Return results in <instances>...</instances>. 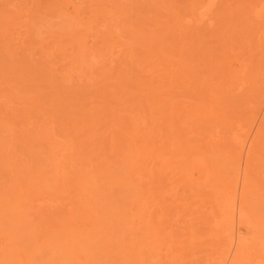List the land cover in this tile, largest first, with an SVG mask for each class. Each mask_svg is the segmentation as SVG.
Segmentation results:
<instances>
[{"label": "rangeland", "instance_id": "rangeland-1", "mask_svg": "<svg viewBox=\"0 0 264 264\" xmlns=\"http://www.w3.org/2000/svg\"><path fill=\"white\" fill-rule=\"evenodd\" d=\"M53 2L0 0V86L8 82L5 89L9 87V92L17 86L13 89L26 97L38 96L42 103L39 111L45 112L42 120H52L49 131L58 143L55 156L61 158L57 165L50 162L52 153L42 140L29 137L27 147L20 145L25 138L19 129L25 127L27 131L30 120L40 113H20L16 109L22 102L4 98L0 101V191L15 184L7 167L21 168L27 162L34 165L36 172L20 187L25 193L32 191L28 196L33 206L47 203L62 214L71 202L86 197L99 216L106 218L113 210L119 212L126 201H122V196L135 190L121 180L113 181L125 177L126 169L112 155L103 164L92 156L90 146H83L91 142L92 136L99 143L110 139L121 124L127 126L133 118L138 122L135 134L147 136L151 157L146 158L142 170H137V192L142 190L150 196L147 216H152L151 221L160 230L157 241L140 245L144 263L210 264V255L217 254L224 242L218 236V203L212 201V192L203 187L206 168L213 165L218 178L240 183L243 176L235 171L237 162L228 155L229 141H241L243 169L245 151L257 132H264L258 129L264 119V0H70L58 11L55 7L59 5ZM191 4L197 8L193 12ZM196 12L207 15L200 18ZM141 34L150 36L154 50L163 39L161 42L168 48L164 51L183 61L182 67L195 84L185 90L178 82H171L182 93L165 89L163 93L160 86L171 84L168 77L179 69V64L159 55L152 63L138 60L147 57L143 43L146 39L142 41ZM77 41H83L81 46ZM220 66L221 72L229 68L236 77L240 73V77L235 78L236 82L224 81L225 84ZM128 78L134 83L132 86L127 85ZM142 82L147 84L142 86ZM167 96L180 100L183 111L179 115L167 116L169 111L160 99ZM96 118L100 121L93 124ZM89 129L92 131L87 133ZM125 137L130 143L131 139ZM258 141L257 155L249 167L251 190L246 196L251 210L257 213L253 219L264 233V138ZM109 146L108 143L106 155L112 152ZM29 150L38 153L31 156ZM200 155L205 166L200 163L195 170L179 168L177 162L191 161ZM166 160L169 167L163 163ZM85 172L88 173L83 176ZM46 179L53 189L47 187L45 193L34 190V183L41 184ZM5 205L0 196V227L7 228L8 220L17 235L23 234L24 264H46L52 258L62 264H84L83 251L76 250L68 259L57 250L56 244L69 240L65 233L60 232L59 239L50 237L51 227L32 235L26 233L25 228L36 215H31L30 210L13 214L3 209ZM126 219L129 223L134 219L136 223L131 225L141 224H137L139 220L134 215L129 214ZM99 240V245L104 243L103 237ZM231 254L230 251L226 264ZM253 256L252 251L245 253L244 264H264V257L258 260ZM115 264L123 263L116 259Z\"/></svg>", "mask_w": 264, "mask_h": 264}, {"label": "bare ground", "instance_id": "bare-ground-1", "mask_svg": "<svg viewBox=\"0 0 264 264\" xmlns=\"http://www.w3.org/2000/svg\"><path fill=\"white\" fill-rule=\"evenodd\" d=\"M53 1H54L53 2L54 5H55V3H57V5H59V8L55 7L56 11L61 9V7H63L64 4H67V3L69 4V2H70V0H53ZM108 1H111V0H108ZM106 3H108V2H106ZM73 4H75V3H73ZM194 4L190 5L192 8L191 9L192 12L195 11V8H196V6L194 7ZM51 5H53V4H51ZM54 5L52 7H54ZM57 5H55V6H57ZM71 5L72 4H70V6ZM203 9H205V8H203ZM73 10H74V8H73ZM203 12L200 14H198L197 12L196 13L199 16L207 15V12L206 13H203ZM192 14H194V13H192ZM194 16H196V15H194ZM202 16L200 18H202ZM110 24L114 25L113 23H110ZM111 25H110V27H111ZM164 27L165 26H163V28ZM104 29H105V27H104ZM104 31H106V29ZM87 34H88V32H87ZM87 34H85V35H87ZM141 35H140V37H141ZM145 35H149V34H145ZM143 36L144 35H142V41H144V39H146V41H144L143 43L145 44V47L147 48V57L145 59H138V60H141V61L145 60V62L147 60L148 63H152L151 60H154L155 55H157V56L159 55L162 58L169 60L170 62L177 61V64H179V69L174 71L171 78L168 77V83L169 82L170 83L171 82L172 83L178 82L177 85H179V84L182 85L185 88V90L189 89L190 86L195 84L192 80V76L190 74L186 73L185 69L182 67L183 61L181 62L180 60H176L175 58L170 56L168 51L167 52L164 51V49L166 47L164 46L165 42L162 43L164 41L163 39H162L163 41L161 40L162 42L160 41V44H156V46L154 45L157 48L156 50H154L153 45L150 44V42H151L150 36L149 37H147V36L143 37ZM155 36H154V38H155ZM58 38H60V35L58 36ZM223 39H224V37H223ZM83 41L86 42V40H84V39H83ZM154 41H156V40H154ZM82 42L81 41L78 42L79 45ZM167 43H168L167 47H170V46H168V45H170L169 42H167ZM82 46H84V45H82ZM85 46H87V45H85ZM83 48L84 47H82V50H83ZM166 49H168V48H166ZM54 51H56V50H54ZM79 53L77 55H80ZM49 56H52V55H49ZM74 57L76 58V56H74ZM216 66H215V68H216ZM242 66H240V67L242 68ZM257 68H258V65H257ZM218 69L221 72V70H222L221 66ZM225 70H226V72L224 71V69H223V72H221L222 82H224V81L226 83L229 81L236 82L235 78L237 79L238 77H240L239 72H238L239 74L236 77V72H235V74L232 73L230 71L231 69H229V68H227V69L225 68ZM244 70L242 68V71H244ZM52 71H53V69H52ZM254 71H256V70H254ZM54 73H55V70H54ZM15 74H17V73H15ZM252 74L254 75V73H252ZM241 75H242V73H241ZM256 76H258V75H256ZM29 77H30V75H29ZM24 78H26V77H24ZM163 78H164V76H163ZM239 80H240V78H239ZM125 81H126L127 85L132 86V84H134L133 82H131L129 80V78ZM159 82H160V80H159ZM162 82H164L163 79H162ZM4 83L5 82H3V85H4L3 87L0 86V101L4 100V98L8 99L10 97H13V98H16L18 101L22 102L20 104V105H22V107H20V105H18V108H21V109L17 108L18 110L16 109V111L23 113V112H25V110H29L30 112L35 110V112L40 113L39 117H35V119L30 120V123L27 127V131H25V127L19 129L20 135L23 136L26 140V141L21 140L20 145L23 146V148L27 147L28 146L27 141L29 140V137L33 140H39V141L42 140L46 144L47 149L50 150L52 153L50 155L51 156L50 162H54L57 165L61 161V158L56 157L55 153H54V150L57 147L58 143L56 142L55 139L52 138L51 132L49 131V129L51 128L50 121H52V120L48 119V122L45 120H42V119H45V112L39 111V109L42 108V103L39 100L38 96L37 97L36 96L26 97L25 95L20 94V92L18 90L15 91V89H13L17 86H15L13 88L10 87V88H12L13 91H15V92L18 91L17 93H15V92L12 93L13 91L9 92V90H8L9 87L5 89V86H7L6 84L8 82H6V84H4ZM172 83L167 85L168 87H166L165 84H164V86L162 84L160 86L161 91H163V93H164V89H165L166 92L173 91V92H176L178 94L182 93L181 89L179 88L178 90H176L177 88H175V86ZM30 84H33V83H30ZM145 84H147V83H144V84H143V82L141 83L142 86H144ZM8 86H9V84H8ZM16 89H18V88H16ZM155 91H157V90L155 89ZM161 91L160 92L158 91L159 92L158 95L161 94ZM149 92L151 94L155 93V92H151V91H149ZM149 92H147V93H149ZM241 92H242V90H241ZM168 94H170V92ZM242 94L243 93H241V95ZM67 96L68 95H65V97H67ZM165 96H163V97H165ZM168 96H167V98H165V100L163 99V97L162 98L160 97V99H162L165 102V104H164L161 100V102L165 105L164 107H166V109H168V111H169L167 116L171 117L173 115H179L181 113V110H182L181 105H180V100L179 99L173 100L172 98H168ZM245 97L246 96H244V98ZM12 99H10V100H12ZM262 101H264V100H262ZM254 104H256V103H254ZM75 106H76V104H75ZM253 106H255V105H253ZM92 111H94V110H92ZM13 112L15 115L16 112L15 111H13ZM254 113H256V112H254ZM99 121H100L99 118L92 120L93 124H96ZM167 127L170 128V125ZM258 127L257 128L259 130L264 129V119L261 120ZM137 129H138V122L132 118L129 120V125L123 126L121 124V127L117 129V133L112 135L110 137V139L106 138L104 140V142L99 143V142H97L98 138L95 136H92L91 142L87 143V144L85 143L83 146V147H85V145L86 146L88 145L87 147L90 146L91 147L90 151H91L92 156L96 157V158H100V161L103 162V164L108 163L111 160V155H112V156L117 157L119 160V164L124 169H126L125 172L127 173V175L125 177L114 178L113 181L121 180V183H123L125 186L131 185V187H135V190L129 196H127V195L122 196V201H124V200H126V201L123 202V204L119 207V212H116V210H113L110 212V214H108V217H106V218H104L103 216H99V215H97L96 212H94L92 210L91 202L86 197H84L83 200H80L79 202H71L69 209H67V211L65 213H62V214L58 212L57 207H55L54 209H51L50 205L47 203H43V202L39 203V204L37 203L36 207L33 206L32 202H30V198L28 196L30 194V192H32V191L27 190L28 192L26 191V193H25L24 191H22V187H20L22 182H28L29 180H31L33 175L36 172L34 165L33 164H27V162H24L23 166L21 168H15L13 165L12 166L10 165L7 167V171L10 174H12V178L15 181V184L14 185H8V189L0 191V196L4 197L5 202H6V205L3 209L7 210V211H11L13 214L16 213L17 215H20L21 213H24L25 211H29V210L31 211V215L35 214L36 217L31 219L30 224L25 228V232L29 233L31 235L36 233V232L43 231V230L47 229L48 227L49 228L51 227L49 235L52 238L59 239L60 232L65 233L67 239H69V240H67V242H64V243L61 242L59 244H56V247H57V250L59 251V253H61L62 255L67 257L68 259L72 257V255L74 254V252H76V250H79V251H83L86 254L84 264H115L116 259L117 260L120 259L123 264H135V263L136 264H145L143 261V256L141 255L142 248L140 247V245L146 244L149 246V244L152 243L153 240L157 241V237L159 235L160 230H158V228L155 227L156 223L151 221L152 216L150 214L147 216V213L149 212L148 208H149L150 196H148V195L146 196L145 192L142 190H139L137 192V189L139 188V184L137 186V183H135V180H136L135 176L137 175V170H142L144 168L146 158H148V157L151 158L150 156H148V154H149L148 148L149 147H148V143H147V136H144L145 138H142L141 136L136 135L135 132L137 131ZM91 131L92 130L89 129L86 132L90 133ZM171 132L175 133V130H172ZM262 133H264V132H262V130H261V132H257L255 138H253L251 144L247 148V151H245L246 157H245V161L243 162V165H244L242 167L243 169H241V159H242V154H243V146L240 143L241 141L239 142V140L237 141L234 138H232L229 141L230 150L228 151V155L231 158L232 162H234V161L237 162V169L235 171L237 173L240 172V175L242 174L241 176H243L241 178L242 180H240V183L237 181L236 182L234 181V183L232 184L231 180H233V179H228V178L222 179L219 177L220 178L219 179L218 174L216 173L217 171L215 170L213 165H211V167H209V168H206V173L204 174V177L206 179H205V181H203V187H205L207 190H210V192H212V195H213L212 201H215L216 203H218L217 206H219V210L221 211L220 212L221 217L217 221L220 224V231H219L218 236H220V239L223 240V242H224L223 243L224 245L222 244V246L220 248H218L219 250H217V252L218 251L219 252L217 254H216V252L214 253V254H216L215 256H214V254L210 255V257L212 256L211 258L209 257L210 258V260H209L210 264H226L227 257H228V254L230 253V251L232 252V254H231V258H230V261L228 264H244L245 253H247L248 251H252L254 254L253 257H257L258 260L260 258L264 257V246L261 245L262 241H264V233H261L259 231V229H261L262 226H260V225L258 226V223H256L257 220L253 219L255 217V214L257 215V213H255L254 211L251 210L252 209L250 206L251 203H250V201L247 200V196H246V194L251 190V187H250L251 184H249L250 181L248 183L249 167H250V163L252 162L251 159L254 158L255 155H257L256 150H257V146L260 142L258 140L260 138H264V137H262V136H264V135H262ZM126 135L131 139L130 143L126 142V139H127L125 137ZM108 143L110 144L109 148H111L112 152L109 155H106V152L108 150V148L106 146L108 145ZM80 149H82V148H80ZM83 150L84 149H82L81 151L83 152ZM29 153L31 156H36V154L38 152L37 151L35 152L33 150H29ZM201 156L202 155H200L198 158L193 159L191 161L182 160L181 162H177L179 165V168L180 169L195 170L197 168V165L200 163L204 164V166H205V160L203 158H200ZM163 163L166 164V167L170 166V164H167L168 163L167 160L164 161ZM171 163H173V162H171ZM108 165H109V167H112V164H108ZM234 167H232V168H234ZM87 173L88 172L82 173V175L86 176ZM235 176L237 177L236 174H235ZM172 184H173V182H172ZM32 187L34 188V190H37V191L39 189H41L42 193H45L44 190L47 189V187L52 188V189L54 188L51 185V183H49V181L47 179L44 180L41 184L34 183ZM131 187H129L128 189H131ZM172 188L174 189V187H172ZM167 192L168 191H166L165 193H167ZM131 196H133L132 197L133 199H131V200L128 199ZM215 202H213V203H215ZM129 214L134 215L136 217V220H139L137 224H140V223L141 224L139 226L131 225L130 224L131 222H133L134 224L136 222H134V219H132L129 223V220L126 219V217ZM146 216L148 218H146ZM110 221H112L111 224H110ZM160 221L161 220H158V222H160ZM20 222L21 223L23 222L22 226L23 225L26 226V224H24V220H22V221L20 220ZM1 223H3V219L1 218V213H0V224ZM6 224L8 225L7 228L6 227H0V264H24L23 249L21 246L23 234L17 235V233H15L13 231L8 220H6ZM256 224H257L258 228H257ZM241 228L244 229V232L239 231V230H241ZM131 235H135V236L132 237ZM102 237L104 238V240H103L104 243L99 245L98 244L100 242L99 238L102 239ZM249 245H251V247H249ZM92 247H94L95 249L92 250L91 249ZM262 259H264V258H262ZM262 259H260V260H262ZM206 260H208V259H206ZM46 264H62V263L57 262V261H55L54 258H52L49 261H47Z\"/></svg>", "mask_w": 264, "mask_h": 264}]
</instances>
